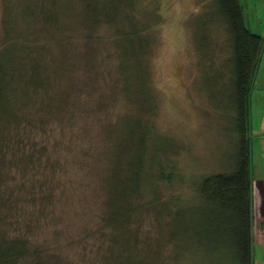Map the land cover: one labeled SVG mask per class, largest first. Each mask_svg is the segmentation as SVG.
Returning <instances> with one entry per match:
<instances>
[{
    "label": "rangeland",
    "instance_id": "1",
    "mask_svg": "<svg viewBox=\"0 0 264 264\" xmlns=\"http://www.w3.org/2000/svg\"><path fill=\"white\" fill-rule=\"evenodd\" d=\"M99 1L88 0V3L93 6ZM105 1L110 8L117 7L114 25L97 22L95 19L100 13L89 14L83 0H63L65 8L59 11L56 21L49 22L36 8L42 7L41 1L34 0L30 3L34 10L30 24L21 32L30 41L38 38L43 43L48 39V50L44 52L48 57L59 56L61 59V53L72 57L68 68L73 72L69 77L55 76L51 93L63 89L70 79L74 86L85 82L91 89L78 110H69L61 120H46L51 129L43 139L50 147L46 158L51 159L52 167L39 173L36 180L49 184L53 196L47 212L31 208L34 215L26 213V218L35 221L33 239L36 244L60 255L62 263L99 264L100 255L92 249L95 245L101 246V241L109 234V230L104 236L96 231L105 208L103 183L107 180L111 162L110 134L118 118L132 114L147 123L153 133L167 138L163 140L171 145L168 152L163 153L162 161L166 166H173L176 176L158 185V201L166 208L182 207L165 225L168 216L157 213H168L169 209L159 205L147 209L144 204L151 197L144 193L136 206L141 203L145 208L139 205V212L132 218L131 228L139 230V241L132 252L149 264H177L172 245L164 241L167 231V235L175 236L179 254L188 259L183 258L178 264H233L230 257L211 252L210 243L199 236L203 213L197 200V185L204 176L228 171L236 154L234 135L226 114L228 110L213 107L223 104L231 107V95L216 86L215 79L207 73L211 72L210 68L222 66L223 69L230 52L225 51L227 53L223 55L222 49L219 50L221 45L214 46V42L210 54L204 52L205 42L202 44L200 39L202 33L199 31H206L209 27L206 22L212 24L213 21L210 14L199 15L212 5L208 0ZM28 2L0 0V49L5 39V8L11 10L12 18L19 19L20 9ZM132 22L139 24L150 41L144 65L143 59L139 60H142L150 84L152 107L138 115L130 110L125 96L117 90L119 57L113 43L115 27L127 30ZM220 31L217 33L218 27H215L210 36L224 42V25ZM61 35L71 40L59 45L57 39ZM87 37H90L89 41H86ZM85 42V52L92 61L93 71L90 77L83 79L76 49ZM221 73L226 75L221 84L228 82L229 71L226 69ZM42 92L32 95L33 114H39L36 103L43 100ZM96 106L98 112L93 113L91 110ZM15 184L17 180L13 186Z\"/></svg>",
    "mask_w": 264,
    "mask_h": 264
},
{
    "label": "trees",
    "instance_id": "2",
    "mask_svg": "<svg viewBox=\"0 0 264 264\" xmlns=\"http://www.w3.org/2000/svg\"><path fill=\"white\" fill-rule=\"evenodd\" d=\"M27 1L29 4L20 9L19 19L12 18L11 10L5 8V39L0 49V264H72L62 263L60 255L35 243V221L26 218V213L33 216L34 213L29 210L31 208L47 212L52 201L49 184L36 180L39 173L52 167L51 159L46 158L50 147L43 139L51 129L46 120H61L69 110H78L82 106V99L91 89L85 82L74 86L70 79L63 89L50 92L55 84V76L69 77L73 72L68 68L72 57L67 53H61V59L59 56L48 57L44 53L48 50V39L41 43L38 38L30 41L27 36H22L24 26L30 24L29 18L34 14L30 5L34 0ZM39 1L42 7H35L39 8V15L49 22L56 21L59 11L65 8L63 0ZM83 2L89 14L100 13V17L95 19L97 22L115 24L116 5L110 8L105 0L93 6L88 0ZM208 2L212 7L209 6L199 16L210 14L213 23L206 22L209 27L206 31H199L202 33L200 39L202 44L205 42L202 48L204 52L210 54L213 42L214 46L218 43L221 45L219 50L222 49L223 55L228 50L230 52L223 63V69L222 66L210 68L211 72L207 73L215 79L216 86L223 88L226 95H231V107L226 104L213 107L228 110L226 114L233 131L236 154L234 164L228 171L204 176L197 185V200L203 213V228L199 236L210 243L211 252L220 257H230L233 264H253L251 93L264 38L246 26L240 0ZM223 25L225 41L218 42L215 37L212 39L210 35L215 27H218L219 33ZM115 33L113 43L119 57L120 75L116 87L125 96L130 110L133 109L132 112L138 115L152 107L150 84L143 67L149 54L150 41L136 22H132L127 30L115 27ZM89 39L87 37L86 41ZM69 40L61 35L57 44L64 45ZM86 47L85 42L76 49L81 60H78L79 65L82 64L83 79L90 77L93 71L92 61L85 52ZM139 58L143 59V65ZM226 69L229 71L228 82L223 81L221 84L226 76L221 72ZM40 91H43V100L40 104L36 103L39 113L36 115L31 113L34 101L32 95ZM91 111L97 113L98 106ZM112 128L109 153L111 162L107 180L103 183L105 208L96 231L104 236L105 231L109 230V234L105 241H101V246L95 245L92 250L99 253V264H149L132 252L139 241V230L131 228L132 218L135 212H139V205L152 210L153 206L158 207L162 203L158 201V185L176 176L173 166H166L162 161L163 153H167L171 145L163 140L167 138L153 133L149 125L136 115L123 114ZM16 180L17 184L13 186ZM144 193L149 194L151 200L144 204L145 207L141 203L136 206ZM159 206L169 209L168 213H157L168 216L165 225L182 208L177 206L175 210L174 206ZM164 241L172 245L173 258L177 264L186 258L179 254L174 235H167L166 231Z\"/></svg>",
    "mask_w": 264,
    "mask_h": 264
},
{
    "label": "crops",
    "instance_id": "3",
    "mask_svg": "<svg viewBox=\"0 0 264 264\" xmlns=\"http://www.w3.org/2000/svg\"><path fill=\"white\" fill-rule=\"evenodd\" d=\"M246 26L264 38V0H240ZM252 263L264 264V46L251 93Z\"/></svg>",
    "mask_w": 264,
    "mask_h": 264
}]
</instances>
